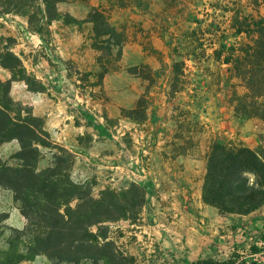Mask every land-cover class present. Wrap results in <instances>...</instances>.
I'll list each match as a JSON object with an SVG mask.
<instances>
[{"label": "rangeland", "instance_id": "374dc122", "mask_svg": "<svg viewBox=\"0 0 264 264\" xmlns=\"http://www.w3.org/2000/svg\"><path fill=\"white\" fill-rule=\"evenodd\" d=\"M40 3L0 0V49L9 45L26 75L35 79L31 88L42 90L31 92L24 82L14 81L10 98L32 109L44 129V112L53 110L63 119L61 124L52 121L51 133L45 130L73 155L72 179L90 185L95 197L133 182L146 187V203L135 220L104 224L105 243L120 264H165L148 205L156 198L167 204V193L194 184L214 142L243 144L242 137L254 134L264 145L263 122L234 116L229 99L236 80L228 79L230 66L218 58L249 41L248 33L239 35L238 30L250 31L246 25L252 18L264 16V0H65L57 10L76 22H53L39 36L36 24L22 12L28 6L35 13ZM94 12L104 18L99 30L109 33L103 53L94 48L87 21ZM11 77L0 68V81ZM136 107L135 114H128ZM16 150L15 142L0 146L1 161L13 165L10 157ZM42 153L40 168L50 157L46 150ZM26 224L12 193L0 187V231L22 230ZM240 229L222 226L204 234L222 233L225 245L226 237L248 233ZM251 243L264 253V227L251 235ZM227 253L222 247L217 259ZM20 264L50 263L37 256Z\"/></svg>", "mask_w": 264, "mask_h": 264}, {"label": "trees", "instance_id": "16d2710c", "mask_svg": "<svg viewBox=\"0 0 264 264\" xmlns=\"http://www.w3.org/2000/svg\"><path fill=\"white\" fill-rule=\"evenodd\" d=\"M40 1L35 13L28 6L23 7V12L19 9L29 15L30 24H36L34 32L39 36L43 27L53 22H76L58 12L57 4L65 0ZM87 21L93 27V46L103 53V38L109 35L99 30L103 15L90 13ZM246 26L250 31L239 29L238 34L248 33L249 41L237 49L228 48V57L218 58L230 66L228 79L236 80L229 99L234 116L264 123V16L253 17ZM0 68L12 75L0 81V146L10 142L17 145L10 157L13 165L0 159V187L12 193L13 202L27 221L22 230L4 227L0 231V264H20L37 256L46 257L50 264H120L118 255L105 243L104 224L135 220L146 203V187L133 182L124 190L105 189L95 197L90 185L75 182L71 177L73 155L50 140L43 121L33 115L32 109L10 98L14 81L24 82L31 92L42 90L31 88L35 79L26 75L21 60L6 44L0 49ZM137 111L136 107L127 112L132 116ZM42 150L50 157L40 168L45 158ZM205 164L201 185L204 205L222 216H246L264 205L263 144L252 149L241 143L214 142L205 155ZM249 250L248 255L253 257L250 259L233 251L223 261L203 259L191 264H264L254 258H264L257 245Z\"/></svg>", "mask_w": 264, "mask_h": 264}, {"label": "crops", "instance_id": "0c3cea01", "mask_svg": "<svg viewBox=\"0 0 264 264\" xmlns=\"http://www.w3.org/2000/svg\"><path fill=\"white\" fill-rule=\"evenodd\" d=\"M38 95L43 96L44 93H38ZM41 96H34L35 100H42L43 97ZM54 113L53 110L46 112V114L44 112L47 117L45 118V129L49 133L52 131V125H50L52 121L61 124L62 118L57 117ZM255 138L254 134H248L242 137L241 141L244 146L253 149L259 144ZM204 174L205 171L202 170L194 184L191 181L188 186L182 187L180 185V188L167 193L165 196H167L166 199L169 200V203L159 204L158 198H156L153 199L155 202L152 203L154 208L148 205V210L155 215L152 221L154 225L151 229H153L154 235L157 234L154 240L163 250L162 256L164 257L161 256V259L165 264H191L203 259L223 261L233 251L243 254L247 259L253 258L248 255L249 247L257 243L247 244V240L251 235L259 234L264 227V205L246 216L219 215L216 209L204 205L201 201V185ZM222 226H228V229L234 232L236 229L241 228L240 230H243L242 228H245L243 231L248 233L240 237H226L225 240L229 241L225 242V245H222L224 244L222 233L220 237H218L219 234L209 236L204 234L208 228L210 230L215 229V233L216 229H222ZM149 228L150 226H148ZM222 247L228 253L226 257L217 259V252ZM256 256H254L255 259H257Z\"/></svg>", "mask_w": 264, "mask_h": 264}]
</instances>
